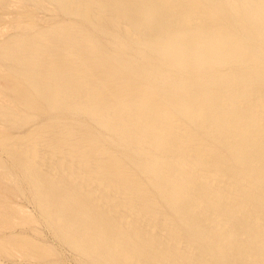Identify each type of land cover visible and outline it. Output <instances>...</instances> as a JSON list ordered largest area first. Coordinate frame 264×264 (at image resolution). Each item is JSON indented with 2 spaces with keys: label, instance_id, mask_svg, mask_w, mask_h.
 Returning <instances> with one entry per match:
<instances>
[{
  "label": "bare ground",
  "instance_id": "1",
  "mask_svg": "<svg viewBox=\"0 0 264 264\" xmlns=\"http://www.w3.org/2000/svg\"><path fill=\"white\" fill-rule=\"evenodd\" d=\"M49 1L64 18L40 30L42 59L36 42L0 47L28 106L0 105V122L36 128L3 149L14 137H0L32 222L88 264H264V3ZM6 198L0 228L14 222ZM23 234L26 260L67 264Z\"/></svg>",
  "mask_w": 264,
  "mask_h": 264
},
{
  "label": "rangeland",
  "instance_id": "2",
  "mask_svg": "<svg viewBox=\"0 0 264 264\" xmlns=\"http://www.w3.org/2000/svg\"><path fill=\"white\" fill-rule=\"evenodd\" d=\"M251 1H261L264 3V0ZM52 2L53 1L49 0H0V47L6 45L8 41H11L13 44H15V47L19 48L20 50H25L28 48L30 43L36 42L38 43L37 45L33 44V47L36 49L33 55L35 57H38L40 55L39 58L42 59L44 54H41L40 49L43 48L42 45L46 42L42 38L44 33H41L40 30L49 26H53L59 20L64 18V14L60 11L59 6H57L59 5V3L55 1L53 3ZM207 2V0H201L200 5L203 6ZM230 4L233 3L221 5L223 6L221 13L228 12L232 15ZM97 6L98 5L96 3L82 6L83 13L93 14L92 19L96 22L101 20L102 18L100 17V15H98ZM216 10L218 9L212 11L211 14H214ZM186 19L188 20V22L192 21V18L190 16H188ZM131 28L133 29V26H131ZM133 31L134 33H136V35H138V33L140 32L135 30ZM28 35H30V37H28ZM173 35H175V33ZM262 35L264 36V33ZM92 39L93 41H95V37H92ZM63 48H65V46L61 48V52H63ZM21 58L25 59L26 57L23 56ZM117 69L118 68L115 65L114 71L116 72ZM10 70H12L11 64L4 59L0 52V105L4 106L5 108H10L11 111L13 113H16L17 115H23L25 113L26 107L28 106L24 105L20 101L21 92L19 90V87L15 85V80L10 78ZM112 82L114 81L108 83L104 81V84L102 86L103 91H113L115 89V86ZM26 116H29V114H27ZM47 123L48 122L45 121L42 125H45ZM18 124L19 128H23L12 130L9 123L5 124L0 122V137L6 138L10 134H13L14 137L13 140L3 142L1 144V149L6 148L8 145L24 138L22 137L25 136L24 134L32 132L36 129L34 126L32 127L31 124H27L28 126L24 127V124H22V120L21 122L19 120ZM53 129V125L49 127L44 126L42 129H40V132H50ZM35 148L38 151H43L44 144H36ZM2 153H0V159L2 158L1 160H3V162L0 161V173L6 174L8 180H3L0 177V188L6 189H0V195L2 194V196H8V198L3 200L7 205L10 206V209L14 212V222H10L7 218L3 217L6 222V227L0 228V237H3L4 241L8 244V249L11 254H5L3 248L0 245V264H33L32 262L26 260V258L22 255V247L28 246V244L22 241V239H24V232L25 235L30 236V238L28 239H39L53 251V254H46L44 258H41L42 261L55 260L57 258H60L62 261L66 260L67 264H88L90 262L89 260L82 257L81 255H77L76 257H74L73 253L69 250V247L63 246L56 240H54L53 236L50 235V232L45 225L46 223L41 216L38 217L39 222H41L42 220L41 224L32 222L31 217H36V212H38L39 209L37 210L35 204L32 203L31 199L29 201L28 198H26L24 191L27 187H23V185L21 184V179L19 180V182L22 189H20L19 182L16 183L14 181L13 174L15 176V169H11L9 167L7 155L5 153ZM41 154L44 153L42 152ZM61 174L67 177L69 173ZM79 179L80 180L78 181V183L81 184V179L83 178L79 177ZM79 189H81L80 186ZM7 190L13 191V193L10 194ZM27 193H29L28 190ZM225 198L226 197H223L222 201L226 200ZM142 219L145 218L142 217ZM8 227L12 228L13 232H11L10 229H7ZM32 229H37L39 231V234H37L38 236L32 231ZM223 232L225 234L228 233L229 228H224ZM18 235H21V237H17ZM243 239H247V236H244ZM39 245L42 248V244ZM181 247L184 248L186 246L184 245ZM27 248V252H35L29 246ZM217 251L218 249H216V252ZM255 258H258V254L255 255Z\"/></svg>",
  "mask_w": 264,
  "mask_h": 264
}]
</instances>
